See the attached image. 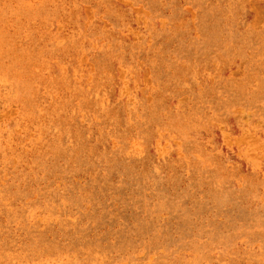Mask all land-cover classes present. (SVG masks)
Returning a JSON list of instances; mask_svg holds the SVG:
<instances>
[{"label":"rangeland","instance_id":"obj_1","mask_svg":"<svg viewBox=\"0 0 264 264\" xmlns=\"http://www.w3.org/2000/svg\"><path fill=\"white\" fill-rule=\"evenodd\" d=\"M0 264H264V0H0Z\"/></svg>","mask_w":264,"mask_h":264}]
</instances>
